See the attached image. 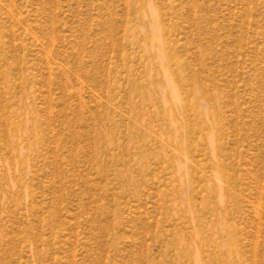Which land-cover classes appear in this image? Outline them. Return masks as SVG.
<instances>
[{"label":"rangeland","instance_id":"rangeland-1","mask_svg":"<svg viewBox=\"0 0 264 264\" xmlns=\"http://www.w3.org/2000/svg\"><path fill=\"white\" fill-rule=\"evenodd\" d=\"M0 264H264V0H0Z\"/></svg>","mask_w":264,"mask_h":264}]
</instances>
